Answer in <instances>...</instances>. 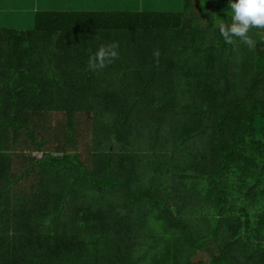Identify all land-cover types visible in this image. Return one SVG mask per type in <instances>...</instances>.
Masks as SVG:
<instances>
[{
    "label": "trees",
    "instance_id": "obj_1",
    "mask_svg": "<svg viewBox=\"0 0 264 264\" xmlns=\"http://www.w3.org/2000/svg\"><path fill=\"white\" fill-rule=\"evenodd\" d=\"M227 5L38 11L33 30L0 28V264H197L187 254L203 243L208 264H264V29H250L252 48L226 43ZM128 28L173 29L192 47L131 77L160 94L147 139L133 138L143 107L87 98L96 83L68 38Z\"/></svg>",
    "mask_w": 264,
    "mask_h": 264
},
{
    "label": "rangeland",
    "instance_id": "obj_2",
    "mask_svg": "<svg viewBox=\"0 0 264 264\" xmlns=\"http://www.w3.org/2000/svg\"><path fill=\"white\" fill-rule=\"evenodd\" d=\"M60 5H51L49 6L50 10H64V11H77V12H88V11H97V12H164V13H180L183 11L184 0H111V4H104L100 0H57ZM98 1V2H97ZM74 2V3H72ZM14 8H19V13L15 17L8 18L2 17L0 19V28H11L18 31L33 30L35 14L44 9L42 8V3H36L34 0H17ZM6 7V4H5ZM212 7V6H211ZM49 10V11H50ZM201 17L197 21L198 27L205 26L204 22V13L210 11V8L204 7ZM0 11H3V9ZM206 20V19H205ZM173 30V29H172ZM172 30H151V29H132L128 28L125 30H109L105 32L95 31V32H84L72 31L68 38H70L77 48L76 57L77 61L82 62L83 66H87V61L90 54H93L96 49L102 45L110 44L115 42L118 45L117 51L118 55L111 62H105L104 67L97 69H83L82 72H88L90 70V75L93 79L87 81H93L96 83L95 87H88L85 95L87 98L95 97L96 101L101 100V94H108L112 100L109 102L110 106H117L120 103L126 104L128 102L134 105L136 103L137 107H143L149 114H140L139 116L144 122L139 124L132 125L133 129V138L138 140L143 137L154 136L155 122L150 118V116L159 115L163 108L160 106V94L151 95L149 90L146 89L142 83L138 81L135 82L131 77L136 70H139L142 77H147L151 69L161 68L158 66L161 57L166 55L178 56L174 59L176 62H180L184 57L182 54L183 48H192L191 46H182L179 47V41L175 36H170ZM79 35V36H78ZM89 35V36H88ZM185 43V41H183ZM213 50L215 48H212ZM225 54L228 53V50L225 48H219ZM180 56V58H179ZM224 58V56H223ZM177 63V64H178ZM174 84L177 85V89L181 90V84L176 82V79L173 80ZM117 95H114L113 92ZM136 95L142 96L146 101L140 100L139 102L136 98ZM146 95H148L146 97ZM94 100V101H95ZM192 98L187 99V103H190ZM88 101V100H87ZM120 102V103H119ZM133 104V103H132ZM147 105V108L145 107ZM173 111V110H172ZM174 112V111H173ZM95 111L93 112V114ZM177 113H172V116H176ZM120 121V120H119ZM149 130V133H148ZM160 136H164V133L160 130ZM148 137V138H149ZM147 141V140H146ZM39 154V153H38ZM32 156V153L29 154ZM33 156H37L35 153ZM161 157V155H159ZM157 163V160L155 161ZM21 197L22 195H17ZM13 204V200L9 201ZM9 203V204H10ZM11 204V207H12ZM12 237V234H9ZM15 235V234H14ZM176 237V236H175ZM163 240L165 238H162ZM166 241L158 246L159 251L157 258L161 254H165L166 251L172 250V242L174 241V236H169ZM205 244V245H204ZM208 243H203L199 254L194 253V255L187 254L189 257V262L201 264L203 261L205 264L209 263V259L216 254V250H212L210 246H206ZM211 245V242H210ZM166 250V251H165ZM165 251V252H163ZM172 253V252H171ZM169 254V253H167ZM202 254V255H201ZM179 255L182 256L181 247L179 248ZM201 260V261H200Z\"/></svg>",
    "mask_w": 264,
    "mask_h": 264
},
{
    "label": "clouds",
    "instance_id": "obj_3",
    "mask_svg": "<svg viewBox=\"0 0 264 264\" xmlns=\"http://www.w3.org/2000/svg\"><path fill=\"white\" fill-rule=\"evenodd\" d=\"M226 15L228 22L219 20L216 27L223 40L231 44L238 38L249 48L255 46V41L248 35L250 29H264V0H228ZM118 45L115 42L102 45L89 55L87 65L90 69L102 68L105 62H111L118 55Z\"/></svg>",
    "mask_w": 264,
    "mask_h": 264
},
{
    "label": "crops",
    "instance_id": "obj_4",
    "mask_svg": "<svg viewBox=\"0 0 264 264\" xmlns=\"http://www.w3.org/2000/svg\"><path fill=\"white\" fill-rule=\"evenodd\" d=\"M17 0H0V9L3 11H0V19L2 17L5 18H9L10 17H15V15H17L19 13V8H14L13 4H16ZM36 3L41 2L42 3V8L40 9H44V10H40V11H49V6L51 5H60L59 2L57 0H34ZM99 1V0H98ZM97 1V2H98ZM101 2L103 1L104 4H111V0H100ZM76 2V0L74 1ZM72 2V3H74ZM6 4V7H5ZM4 29V28H3ZM6 29H11V28H6ZM13 30V29H12Z\"/></svg>",
    "mask_w": 264,
    "mask_h": 264
},
{
    "label": "built area",
    "instance_id": "obj_5",
    "mask_svg": "<svg viewBox=\"0 0 264 264\" xmlns=\"http://www.w3.org/2000/svg\"><path fill=\"white\" fill-rule=\"evenodd\" d=\"M35 153H37L36 157H40L41 156V154L40 153L38 154V152H34V153H32V155H34Z\"/></svg>",
    "mask_w": 264,
    "mask_h": 264
}]
</instances>
